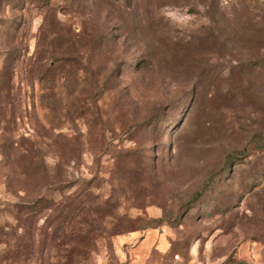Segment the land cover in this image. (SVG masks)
<instances>
[{"label": "rangeland", "instance_id": "1", "mask_svg": "<svg viewBox=\"0 0 264 264\" xmlns=\"http://www.w3.org/2000/svg\"><path fill=\"white\" fill-rule=\"evenodd\" d=\"M0 264H264V0H0Z\"/></svg>", "mask_w": 264, "mask_h": 264}, {"label": "trees", "instance_id": "2", "mask_svg": "<svg viewBox=\"0 0 264 264\" xmlns=\"http://www.w3.org/2000/svg\"><path fill=\"white\" fill-rule=\"evenodd\" d=\"M44 201V200H43ZM46 207H50L56 212L63 213L64 211L79 212L80 210H87L90 207L89 198L83 196L81 193L78 196L68 197L64 200L52 202L46 201Z\"/></svg>", "mask_w": 264, "mask_h": 264}]
</instances>
